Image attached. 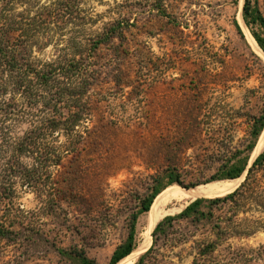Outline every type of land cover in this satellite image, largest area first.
<instances>
[{"label": "rangeland", "instance_id": "374dc122", "mask_svg": "<svg viewBox=\"0 0 264 264\" xmlns=\"http://www.w3.org/2000/svg\"><path fill=\"white\" fill-rule=\"evenodd\" d=\"M26 1H19L16 9L32 17L38 6L50 7L56 0ZM244 3L245 0L242 4L240 0H78L82 13L95 19L93 25L82 27L87 34L101 29L119 14L127 15L135 39L146 42L155 56L170 61L158 81L151 82L146 97L141 98L143 103L127 108L126 113H158L165 137L191 146L178 156L183 159L177 172L181 183L171 184L163 177L158 185L163 190L174 184L191 188L228 180L213 178L227 166L246 159L247 169L240 176L245 175L238 189L253 161L264 153L263 149L251 160L264 130L263 127L253 137L255 122L264 113V57L246 38L238 19L239 9L254 38L253 32L263 36L264 29L248 21ZM251 4L253 14L259 10L264 15V0H251ZM47 25L51 42L47 37L43 42L48 44L32 46L34 55L42 60L54 58L58 44L66 40L61 39L60 29L53 23ZM151 136L147 133L138 143L126 144L127 148L116 146L109 152H93L91 148L85 157L91 172L80 175L78 180H69L75 174L65 173L68 169L61 167L53 169L56 185L47 180L31 190L19 185L13 203L0 207V222L12 225L10 228L16 231L15 235L0 238V264H82L77 256L82 251L98 264H109L114 251L129 235L133 215L156 184L151 178L154 171L143 164L154 148ZM251 142L254 147L248 150ZM257 181L260 186L256 193L238 205L209 201L219 197L196 199L204 200L198 210L205 216L199 219L194 214L165 222L153 235L160 222L180 215L196 200L162 218L151 233L150 246L134 264H264L263 171ZM79 182L87 205L62 192ZM147 215L143 212L138 216L133 250L141 242ZM248 225L250 232L243 234L242 228Z\"/></svg>", "mask_w": 264, "mask_h": 264}, {"label": "trees", "instance_id": "16d2710c", "mask_svg": "<svg viewBox=\"0 0 264 264\" xmlns=\"http://www.w3.org/2000/svg\"><path fill=\"white\" fill-rule=\"evenodd\" d=\"M19 1L24 0H0V207L13 203L19 185L30 190L42 186L45 180L56 185L53 169L63 167L68 169L65 173L77 174L76 179L73 175L69 180L90 174L85 157L91 148L93 152L113 151L116 146L127 148L126 144H136L149 133L154 148L143 164L154 171L151 178L156 184L133 215L126 241L111 257L109 264H117L133 251L136 221L162 192L160 179L167 177L168 183H181L177 172L183 159L178 156L191 147L165 137L158 113L141 110L140 116L126 114L127 108L143 103L141 98L146 97L151 82L158 81L170 61L155 56L146 42L135 39L127 15L119 14L101 29L87 34L82 27L93 25L95 19L82 13L78 0H56L50 7L40 5L32 17L17 11ZM244 15L250 23H258L264 29V15L259 10L253 14L251 0H245ZM48 23L59 28L61 39L66 40L58 44L54 58L42 60L34 55L32 46L51 42L53 37L46 31ZM253 34L264 51V35ZM47 37L49 42H43ZM121 107L124 108L119 110ZM255 124L253 137L264 127V113ZM253 147L251 142L248 150ZM245 160L227 166L213 179L239 178L247 169ZM261 171L264 172V153L253 161L241 187L209 201L238 205L256 193ZM81 183L62 192L87 205ZM203 201L196 200L180 215L167 217L156 226L153 235L165 222L194 214L199 219L205 216L198 210ZM10 227L13 226L0 222V238L15 235ZM250 230L249 225L245 226L242 233ZM77 256L82 264H98L83 251Z\"/></svg>", "mask_w": 264, "mask_h": 264}, {"label": "bare ground", "instance_id": "6f19581e", "mask_svg": "<svg viewBox=\"0 0 264 264\" xmlns=\"http://www.w3.org/2000/svg\"><path fill=\"white\" fill-rule=\"evenodd\" d=\"M241 4L243 0H240ZM238 19L242 26L246 38L252 42L264 57V52L259 48L255 38L252 36L250 30L246 27L242 20L239 9ZM253 46V45H252ZM264 149V130L259 137V140L252 151L251 160H253ZM243 175L237 179L218 180L205 184H200L189 189L183 188L180 185H170L165 188L154 200L150 210L147 212L146 226L141 234V242L133 252L123 259L119 264H134L135 260L150 246L152 242L151 233L156 224L167 215L175 214L180 211L184 205L190 201L199 198H215L224 196L239 186L244 179Z\"/></svg>", "mask_w": 264, "mask_h": 264}, {"label": "water", "instance_id": "95a60500", "mask_svg": "<svg viewBox=\"0 0 264 264\" xmlns=\"http://www.w3.org/2000/svg\"><path fill=\"white\" fill-rule=\"evenodd\" d=\"M186 189H188V188H186Z\"/></svg>", "mask_w": 264, "mask_h": 264}]
</instances>
